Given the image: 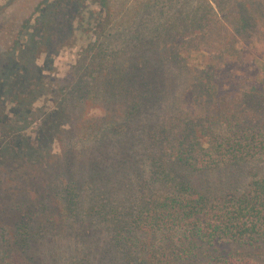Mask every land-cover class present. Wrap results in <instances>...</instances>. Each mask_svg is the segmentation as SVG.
<instances>
[{"label":"trees","instance_id":"trees-1","mask_svg":"<svg viewBox=\"0 0 264 264\" xmlns=\"http://www.w3.org/2000/svg\"><path fill=\"white\" fill-rule=\"evenodd\" d=\"M114 2L40 0L0 39V264H264V52L244 55L262 0L226 1L227 25ZM76 29L89 40L45 84L40 55L53 68Z\"/></svg>","mask_w":264,"mask_h":264},{"label":"rangeland","instance_id":"rangeland-1","mask_svg":"<svg viewBox=\"0 0 264 264\" xmlns=\"http://www.w3.org/2000/svg\"><path fill=\"white\" fill-rule=\"evenodd\" d=\"M110 1H114V0H110ZM118 1L123 5L127 4V2L129 1H131L132 5H135L137 3H139L140 6L143 5V0H118ZM154 1L156 3V5L153 7L154 11L150 13L146 9L145 12L142 13L141 18L145 22H149L153 18H157L160 19L162 22H166L169 25L172 24L171 21H178L181 24L186 25L188 21V17L192 13H196L198 9H202V8L208 9V19L218 20L220 25L223 24L227 25L228 22H230L232 19L235 18L234 16L225 17L220 14V9L222 5L226 3V1L228 0H179V1L154 0ZM39 2L40 0H0V7L1 6L3 7L1 11L2 13L1 21L3 23V26L5 27L4 32L0 34V39L2 42L6 43L5 46L9 47V45L11 44L10 40L13 38L12 36L13 33L11 31H15L14 25L15 28L17 29L19 28L21 22L24 23L29 18H31ZM262 2L264 4V0H262ZM158 6H163L169 9V11L167 12L168 13L167 16H162L157 12ZM93 7L96 6L93 5L92 8ZM185 14L186 15L188 14L189 16L184 17ZM257 24L259 25L257 26L258 30L264 32V21L260 23V20L257 19ZM260 24L263 25L260 26ZM85 26L86 25H84V27ZM88 31L89 30H87V32ZM27 32L28 31L22 28L20 41H23L27 37ZM87 32H84L80 29H76L74 31L69 41L61 47L60 51L55 56L51 58L53 68H48L44 60L45 55L44 54L40 55L38 62H40L42 68L45 69V70L43 69V73L46 74V76H48L44 78L45 84L48 83L50 85L54 84V81H49L48 78L50 76L64 77L66 75V73L69 71L70 65L74 63V60H76L78 51L84 44H86V42L89 40L88 38L91 36L90 35L91 31H89L88 33ZM215 37L218 39L224 38L223 39L224 41L225 40L232 41V39H230V37H228L227 34L223 32V30L222 31L219 30L218 34H216ZM259 39L260 41L257 42L253 41L252 43H250L249 46H247V48H245L244 55L248 60H252L253 57H256L258 55L257 53L264 52V40H262L261 38ZM35 40H37L38 42L37 50H41L42 45L40 41H38V38H36ZM231 43L234 47V49L231 51L232 52L239 51L240 49L239 39L234 38V41H232ZM207 48L209 47L207 46ZM255 63L257 64V61ZM36 89L40 90L39 86L38 88L36 86ZM41 93L42 94H38L37 96L38 98L34 101V105L37 106L39 109H44V110L48 107L51 108L53 105L49 100L51 94H49L48 92L46 93L41 92ZM5 103H6V107L4 109V112L7 114L6 117L9 119V121H11L13 118V113H12L13 110L11 107L13 103H8L7 101ZM90 112L92 113V110ZM55 147L56 145L54 146V148ZM13 181H14V176L12 175V173L10 171H7L5 168H0V191L2 193V196L0 193V200L2 198L4 199L5 195H7L11 191ZM7 222H8L7 216L3 213H0V225L6 226ZM0 241H1V236H0ZM0 248H1V244H0ZM254 257L255 258L258 257L256 259L264 261V250L258 249V251L254 253Z\"/></svg>","mask_w":264,"mask_h":264}]
</instances>
